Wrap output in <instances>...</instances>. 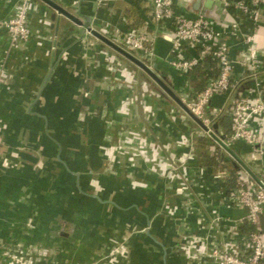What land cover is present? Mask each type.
Wrapping results in <instances>:
<instances>
[{
  "label": "crops",
  "instance_id": "crops-1",
  "mask_svg": "<svg viewBox=\"0 0 264 264\" xmlns=\"http://www.w3.org/2000/svg\"><path fill=\"white\" fill-rule=\"evenodd\" d=\"M19 1L0 0V22ZM54 1L80 20L89 15L114 42L129 28L149 31V57L119 45L175 94L197 90L195 73L183 77L167 64L168 31L154 25L151 0ZM29 7L25 41L10 43L0 25V264H213L205 239L242 250L244 210L216 175L230 171L213 170L197 150L202 127L128 58L89 33L73 41L79 26L44 1ZM202 11L228 33L232 10L214 3ZM255 39L264 55V13ZM228 41L235 55L240 45ZM250 86L244 79L238 88ZM209 106L226 110L228 96ZM216 121L212 130L228 135L226 114ZM217 142L225 158L255 175L264 169V155L247 144Z\"/></svg>",
  "mask_w": 264,
  "mask_h": 264
},
{
  "label": "built area",
  "instance_id": "built-area-1",
  "mask_svg": "<svg viewBox=\"0 0 264 264\" xmlns=\"http://www.w3.org/2000/svg\"><path fill=\"white\" fill-rule=\"evenodd\" d=\"M204 1L188 0L187 4L196 2L198 5L197 9L189 10L184 0H151L154 25L168 31L167 64L183 77H188L194 67L207 58L217 68V74L208 78L200 90L188 88L177 96L189 113L200 121L203 132L214 133L225 146L242 142L250 147L252 155H264V139L259 131L264 126V78L259 81V76L264 74V55L255 39V29L264 13V0H211V5L220 3L224 9L232 10L228 33L217 28L202 11ZM30 2L20 0L14 13L0 22L12 44L29 37L27 14ZM243 21L250 24L251 31L243 29ZM230 37L240 45L235 55L231 53ZM151 40L149 31L129 28L115 42L142 57H149L153 54ZM244 79L253 81L254 86L245 91L238 90ZM219 94L228 96L227 109L209 110L211 99ZM219 113L228 117V135L215 133L211 128ZM216 175L224 180L229 173L219 172ZM256 176L258 181L252 179L246 183L238 178L235 186L225 187V190L230 201L244 210L238 225L249 222L258 227L247 235L243 234V249L239 252L227 248L225 244L205 239L201 251L213 264H264V169ZM236 233L242 234L240 228ZM117 249L113 247L112 251Z\"/></svg>",
  "mask_w": 264,
  "mask_h": 264
},
{
  "label": "trees",
  "instance_id": "trees-1",
  "mask_svg": "<svg viewBox=\"0 0 264 264\" xmlns=\"http://www.w3.org/2000/svg\"><path fill=\"white\" fill-rule=\"evenodd\" d=\"M211 63L212 62L208 58L204 59L191 71V73L193 72L196 75L195 80L192 82L195 89L198 90L201 85L207 81L208 78L214 77L217 74V69L209 68L211 66ZM237 89L239 90V88ZM262 95L264 98V89ZM192 120H194L193 117ZM195 143L197 150L204 157L205 162L208 166L212 167L213 170L226 168L230 171L229 176L227 177L230 187L236 185V180L238 178L244 183L248 182L249 180H252V177L243 169V167L237 164L233 156L228 155V157L225 158L224 155L227 152L211 135L203 132L202 134L197 136ZM206 146H208L207 149H205ZM228 147H232V145H228ZM257 227L258 226L252 225L249 222H244L243 224H241V230L243 232L242 234L247 235L249 234V232L255 230Z\"/></svg>",
  "mask_w": 264,
  "mask_h": 264
},
{
  "label": "water",
  "instance_id": "water-1",
  "mask_svg": "<svg viewBox=\"0 0 264 264\" xmlns=\"http://www.w3.org/2000/svg\"><path fill=\"white\" fill-rule=\"evenodd\" d=\"M42 1H44L47 5H49L53 9H55V11L58 14H62L64 16L68 17L72 21V23H75L76 25L79 26L78 32L80 34L77 38L73 39V41L77 42L78 40L81 39V37L83 35H85V33H89V34L93 35L96 39H98L101 42L105 43L106 45L110 46L112 49H115L121 55H123L124 57H126L130 61H132L135 65H137L145 73H147L161 89H163L176 103H178L187 113H189V111L185 108V106L183 105V103L181 102V100L177 96V94L174 93V91L156 74V72L154 70H152L150 67H148V65L146 63H144L141 59L137 58L135 55L131 54L130 52L125 50L123 47H121L119 44H116L113 40L108 38L106 35L100 33L98 30H96L94 27H92L90 25L91 19H90L89 15H83L82 16L83 20H80L75 15H72L71 13H69L65 8H63L61 5L56 3L54 0H42ZM211 4H212L211 0H205L204 1L205 7H210ZM58 56H59V52L56 53L55 61L57 60ZM51 68H52V66H51ZM49 72H48V74H49ZM47 76H46V78H47ZM191 116L204 129V127L201 125L200 121L198 119H196L193 115H191ZM210 135L212 137H214L217 141H219L216 138L214 133H210ZM224 147H226V149H229L225 145H224ZM242 167L252 177L253 180L258 181L257 176L254 173H252L247 166L242 164ZM146 232L148 233L147 229H146Z\"/></svg>",
  "mask_w": 264,
  "mask_h": 264
},
{
  "label": "rangeland",
  "instance_id": "rangeland-1",
  "mask_svg": "<svg viewBox=\"0 0 264 264\" xmlns=\"http://www.w3.org/2000/svg\"><path fill=\"white\" fill-rule=\"evenodd\" d=\"M14 146V145H13ZM21 146V145H20ZM15 147V146H14ZM13 148V147H12ZM26 147H23V149H25ZM54 149V148H53ZM52 149V150H53ZM17 150H19V148L17 149ZM17 150L16 149H13V151L14 152H17ZM55 150V149H54ZM20 151V150H19ZM24 151V150H23ZM22 151V152H23ZM22 152H20V153H22ZM19 153V152H18ZM37 153H39V152H37ZM62 155V154H61ZM56 167V170H59L60 169V166H54L53 164L52 165H50V166H48V169H50V168H52V169H54Z\"/></svg>",
  "mask_w": 264,
  "mask_h": 264
}]
</instances>
